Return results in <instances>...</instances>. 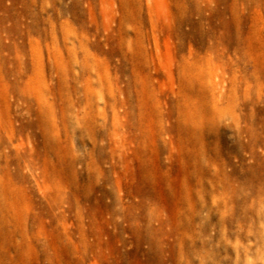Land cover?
<instances>
[{"label":"rangeland","instance_id":"374dc122","mask_svg":"<svg viewBox=\"0 0 264 264\" xmlns=\"http://www.w3.org/2000/svg\"><path fill=\"white\" fill-rule=\"evenodd\" d=\"M0 264H264V0H0Z\"/></svg>","mask_w":264,"mask_h":264}]
</instances>
